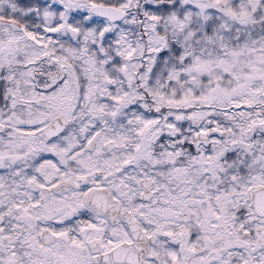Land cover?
Wrapping results in <instances>:
<instances>
[{
    "label": "snow or ice",
    "instance_id": "obj_1",
    "mask_svg": "<svg viewBox=\"0 0 264 264\" xmlns=\"http://www.w3.org/2000/svg\"><path fill=\"white\" fill-rule=\"evenodd\" d=\"M0 264H264V0H0Z\"/></svg>",
    "mask_w": 264,
    "mask_h": 264
}]
</instances>
